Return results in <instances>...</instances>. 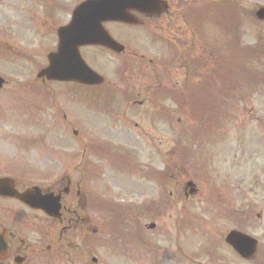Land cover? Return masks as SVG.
Masks as SVG:
<instances>
[{
  "label": "rangeland",
  "instance_id": "obj_1",
  "mask_svg": "<svg viewBox=\"0 0 264 264\" xmlns=\"http://www.w3.org/2000/svg\"><path fill=\"white\" fill-rule=\"evenodd\" d=\"M80 1L0 0V77L6 81L0 90V177H20L24 179L22 187H25L45 180L53 167L59 170L84 167L81 162L85 159V165L92 162L97 167L95 172H99L102 179L120 187V191L116 189L112 194L117 204L125 206L131 189L129 181H133V190L143 193L134 202L144 203L145 211L150 212L144 224L155 223V229L159 228V231H150L151 240L155 237L153 243L162 246L173 239L175 233H180V244L187 256L182 259L183 264H190L192 260L208 263V258L203 256L207 249L203 250V247L211 241L223 245V236L232 229L242 230L259 242L252 263L241 264H264V21L254 17V12L264 6V0H237L224 7L215 3L216 0H171V20L156 26L155 36L147 35L143 30L112 25L114 31L111 32L122 39L116 38L127 49L126 57L134 55L132 61L136 70L119 76L117 70L122 63L119 57L86 49L87 63L108 83H127L140 90L142 84H150L154 77L153 66L148 63L151 60L154 67L162 68L163 73H157L162 84L174 85L176 90L173 86L168 87L174 92L191 89V82L202 85L209 78H213V87L207 86V94L201 95L207 103L196 108L186 106L181 111L170 96L156 92L155 99L160 101L161 109L169 111L166 116L162 111L156 123L157 111L151 104L133 114L131 124H119L117 117L121 114L111 115L118 123L113 126L114 131L120 134H113L110 140L94 138L97 127L91 119L102 115L86 107L96 103L104 108L102 89L84 86L63 89V93L68 94V97H62L65 112L81 125L90 121L92 124L80 125V133L74 136L75 120L67 114L68 122L62 123L63 120L54 113L57 109L46 101L44 87H34L35 72L28 55L34 54L37 63L44 64L42 56L53 45L52 38H42L39 27H45L43 21L50 20L49 16L61 19V4L58 3L67 6V2L76 5ZM49 5L55 8L51 9ZM45 7L51 9L49 13ZM188 9H195V12L191 23L186 25L183 15ZM228 19L232 23L227 28L224 26ZM176 21L182 23L176 24ZM167 22H173V25L165 27ZM211 24L215 25V33ZM222 25L220 29L218 26ZM198 26L201 34L193 29ZM168 28L171 31H167ZM46 33L50 31L46 30ZM238 38L242 49H236L235 53L231 46L224 52L228 59L223 57L225 41L235 39L237 42ZM207 41L213 43L210 47L216 51L215 55L206 59L193 79L192 67L200 57L201 44ZM245 46L251 51L249 57ZM217 56H220L219 60L213 58ZM167 63L168 70H164L162 65ZM20 83H25L21 90ZM40 92L43 98L37 95ZM139 94L136 99H142V93ZM25 103L30 110L23 109V118L17 122V107ZM41 108L42 116L49 119H36L30 124L33 117L41 116ZM51 117H55L52 119L55 122L50 123ZM129 117L126 118L129 120ZM48 122L55 126L53 136L41 133L47 134ZM56 124H60L61 129ZM21 126L24 130L19 128ZM89 132H93L94 137ZM105 142L113 148L114 159L119 160L118 167L125 165L134 169L131 175L126 167H111L91 155V146ZM83 144L85 155L81 154ZM126 152L130 154L129 161L121 159L126 157ZM67 163L69 165L64 166ZM140 171L146 173V185ZM167 178L168 183L164 184ZM187 181L195 184L197 193L185 199L183 188ZM170 195L180 197L179 201L176 203ZM162 202L167 206L157 214L156 207ZM4 209L20 210L0 200V213ZM258 214H261L259 219ZM103 221L108 223L104 218ZM183 245H188L190 250ZM219 249L220 256L232 259L222 246ZM191 255L195 257L191 258ZM232 264L238 263L233 261Z\"/></svg>",
  "mask_w": 264,
  "mask_h": 264
},
{
  "label": "flooded vegetation",
  "instance_id": "obj_2",
  "mask_svg": "<svg viewBox=\"0 0 264 264\" xmlns=\"http://www.w3.org/2000/svg\"><path fill=\"white\" fill-rule=\"evenodd\" d=\"M61 11L68 15V10ZM170 12L169 9L162 14L133 12V15L141 21L140 26L153 32L154 27L171 20ZM175 16L177 15L175 14ZM68 23L69 19L43 21V25L49 24V27H60ZM185 23L187 24L186 21ZM176 24L179 22L176 21ZM172 25L173 22H167L164 26ZM167 31H171V29L168 28ZM237 41L239 42L238 49H242L240 39L238 38ZM159 71L162 72V68ZM39 81L46 91H52L51 96L46 95L48 102L52 103L51 98L54 96L53 86L55 84L46 81V79ZM40 83L38 84L40 85ZM101 87L104 89L103 97H118L116 101L111 99V103L105 104L104 108H101L100 105L96 107L97 110L100 108L99 113L102 115L100 127L103 130L97 132L101 138L109 139L113 135L116 126L115 118L113 119L111 115L126 113L128 104L139 108L147 104L159 107V100L148 99L153 96L151 91L159 87L157 84H142L140 90L134 89L133 85L127 83L106 84ZM139 93L145 95V99H133L134 95L139 97ZM40 113L41 116L33 118L41 120L46 117L49 119L48 116H42V108ZM52 119L51 117L50 121L53 123ZM110 122L113 124L109 125ZM119 122H126V119L122 118ZM48 125L50 127L47 128V133H49L48 130H53L49 122ZM72 133L77 134L74 129H72ZM84 161L85 159L81 164ZM89 170V167L49 170L50 174L56 175V177L49 175L46 177L44 185L29 184L24 188H21L24 179L16 178V188L20 192L38 187L42 196H48V207L55 209L56 213L51 212V216H48L42 210L30 209L16 200H10L20 210H2L0 232L4 231L6 247L0 252V264H88V261L92 264H180L181 249L178 244L158 246L153 243L155 239L151 240L150 232L144 224L149 212L145 211L144 203L134 202L136 197L143 193L133 190L132 180L129 181L131 189L127 193L125 206L120 205L119 208L120 218L122 219L123 216L126 223L131 226L110 228L102 225L103 208H107L109 205L117 207V203H114L115 200L112 197L113 192L102 188L108 184H115L102 179L99 173L94 177V181L88 180L91 173ZM140 173L146 185V173L143 171ZM93 183V191H88ZM115 188L120 191L119 186ZM33 197L37 198L35 195ZM170 199L177 201L179 198L170 195ZM212 264L228 263L225 260H213Z\"/></svg>",
  "mask_w": 264,
  "mask_h": 264
},
{
  "label": "water",
  "instance_id": "obj_3",
  "mask_svg": "<svg viewBox=\"0 0 264 264\" xmlns=\"http://www.w3.org/2000/svg\"><path fill=\"white\" fill-rule=\"evenodd\" d=\"M126 2L123 0H102L97 4H85L81 8H78L74 13V16L84 15L85 18L90 17V14L86 12L93 13L92 20L100 22L105 20V18L117 19V15H120L123 11V8L126 6ZM257 16L261 19L264 18V11H259ZM94 30L89 28V26L79 27L73 25L66 29H61L59 31L60 37V51L58 56L59 64H54L52 70H47L46 73H52L56 78L60 80H75L78 82L93 83L94 74L87 68V66L80 60V57L75 53L66 52L68 44L73 43L74 47L81 44H93L101 43L106 45L113 50L119 51L116 49L118 47L116 44H111L110 40L103 38V40H95V35L91 33ZM85 33V34H84ZM84 34V35H83ZM104 37V33L102 34ZM106 37V36H105ZM73 47V49H74ZM50 62H55L54 57H50ZM3 81L0 79V85ZM190 185V184H188ZM2 190L5 191V196L16 197L22 199L24 195H19L7 179H0V195H3ZM24 200V199H22ZM246 238V237H245ZM252 242V241H251ZM254 243V241L252 242ZM254 245L249 244V249H247V255L252 254Z\"/></svg>",
  "mask_w": 264,
  "mask_h": 264
}]
</instances>
